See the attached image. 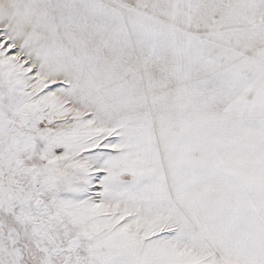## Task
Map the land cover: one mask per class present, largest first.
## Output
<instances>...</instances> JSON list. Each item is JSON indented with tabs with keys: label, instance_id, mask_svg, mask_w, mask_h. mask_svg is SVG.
<instances>
[{
	"label": "snow or ice",
	"instance_id": "obj_1",
	"mask_svg": "<svg viewBox=\"0 0 264 264\" xmlns=\"http://www.w3.org/2000/svg\"><path fill=\"white\" fill-rule=\"evenodd\" d=\"M0 264H264V0H0Z\"/></svg>",
	"mask_w": 264,
	"mask_h": 264
}]
</instances>
